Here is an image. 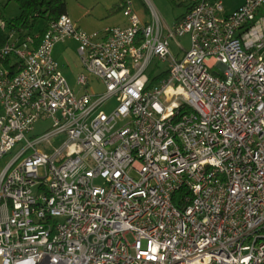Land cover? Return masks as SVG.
<instances>
[{
  "label": "built area",
  "instance_id": "obj_1",
  "mask_svg": "<svg viewBox=\"0 0 264 264\" xmlns=\"http://www.w3.org/2000/svg\"><path fill=\"white\" fill-rule=\"evenodd\" d=\"M190 3L173 26L124 0L125 26L64 14L6 32L0 160L24 145L0 173L1 264H264V0ZM69 39L103 93L70 85L54 57ZM155 57L168 69L151 83Z\"/></svg>",
  "mask_w": 264,
  "mask_h": 264
},
{
  "label": "rangeland",
  "instance_id": "obj_2",
  "mask_svg": "<svg viewBox=\"0 0 264 264\" xmlns=\"http://www.w3.org/2000/svg\"><path fill=\"white\" fill-rule=\"evenodd\" d=\"M134 7L144 21L151 20L152 6L160 14L164 22L173 26L186 12L189 6V0H132ZM225 4L224 13H230L235 10V6L241 3L242 0H222ZM245 1V0H244ZM124 0H66L67 14L77 23L80 29L88 32L103 31L106 27L128 24V17L124 15L123 8ZM244 3V2H243ZM242 3V4H243ZM21 14L20 4L17 0H0V32L6 33L1 28V22L4 21L7 26L15 18ZM181 42L186 48H189L187 37L180 38ZM175 43L172 42L171 50L176 57L182 56L180 50L177 49ZM79 43L76 40L69 39L65 42H59L54 47V57L60 64V68L67 77L70 85L74 90L83 94L87 90L91 93H103L105 91V84L98 80L95 76L89 74L82 57L78 52ZM168 69V62L155 57L152 60L149 74L162 75ZM86 74L90 77L89 87H81L77 79L79 75ZM117 106L116 97H112L108 102L101 107L106 112H111ZM53 121L51 119L40 120L35 123L34 129L30 136L42 135L50 129ZM65 139L64 135L52 138L51 141L55 146H58ZM24 143H17L13 150L0 160V173L6 167L8 162L21 151ZM28 154V153H27ZM26 154V155H27ZM96 184L102 185L103 180H97ZM1 264V258H0Z\"/></svg>",
  "mask_w": 264,
  "mask_h": 264
},
{
  "label": "trees",
  "instance_id": "obj_3",
  "mask_svg": "<svg viewBox=\"0 0 264 264\" xmlns=\"http://www.w3.org/2000/svg\"><path fill=\"white\" fill-rule=\"evenodd\" d=\"M20 4L21 14L7 26L15 28L19 35L27 34L43 35L50 23L60 16L67 14L66 0H17ZM191 6L189 0V8ZM188 8V9H189ZM7 40V34L0 32V64H6L7 60L1 57V48ZM149 74L151 83L156 82L163 75Z\"/></svg>",
  "mask_w": 264,
  "mask_h": 264
},
{
  "label": "crops",
  "instance_id": "obj_4",
  "mask_svg": "<svg viewBox=\"0 0 264 264\" xmlns=\"http://www.w3.org/2000/svg\"><path fill=\"white\" fill-rule=\"evenodd\" d=\"M244 2V0H242L241 1V3H239L237 6H235V9L236 8H238L242 3ZM224 3V2H223ZM224 6H225V4H224ZM189 8V7H188ZM188 8H187V10H188ZM225 9H226V7H225ZM184 16V15H183ZM71 17V16H70ZM143 19V18H142ZM96 32V31H95ZM185 37H187V41H188V44H189V37L188 36H185ZM185 37H183V38H185ZM77 82H78V79H77ZM79 84V83H78ZM73 88V87H72ZM74 89V88H73Z\"/></svg>",
  "mask_w": 264,
  "mask_h": 264
}]
</instances>
